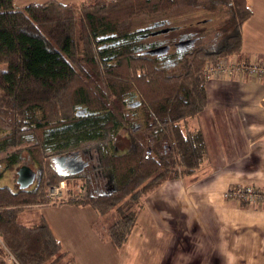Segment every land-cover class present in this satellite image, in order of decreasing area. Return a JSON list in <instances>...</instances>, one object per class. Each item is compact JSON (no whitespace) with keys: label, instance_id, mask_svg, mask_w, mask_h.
<instances>
[{"label":"trees","instance_id":"trees-1","mask_svg":"<svg viewBox=\"0 0 264 264\" xmlns=\"http://www.w3.org/2000/svg\"><path fill=\"white\" fill-rule=\"evenodd\" d=\"M197 1L193 6L211 5L212 11L224 7L227 20L219 19L225 25L217 26L220 32L215 39L201 43L209 38L205 36L178 68L168 72L156 59L137 55L127 43L113 49V57H106L100 36L116 33L117 38H126L130 22L140 13H166L182 0H98L80 10L58 0L24 8H16L14 0H0V64L7 65L0 68V132L4 133L0 159L8 151L22 154L24 148L16 142L32 135L35 140L29 150L42 169L34 192L0 188V264H7L2 260L5 255L13 257L11 264H77L45 219L29 226L21 222V215L27 206L45 203L48 186L64 179L50 166L47 144L91 142L103 136L106 127L120 135L125 126L120 122L125 119L121 105L131 89L143 99L146 134L135 140L137 154L114 160L119 189L108 196L90 200L73 196L60 203L90 205L106 215L115 211L117 218L108 235L115 247H121L136 224L142 197L208 162L205 135L190 123L207 105L208 68L240 54L242 26L252 11L246 0ZM79 105L91 115H78ZM91 130L100 135L88 136ZM115 142L127 143L121 138Z\"/></svg>","mask_w":264,"mask_h":264},{"label":"crops","instance_id":"crops-1","mask_svg":"<svg viewBox=\"0 0 264 264\" xmlns=\"http://www.w3.org/2000/svg\"><path fill=\"white\" fill-rule=\"evenodd\" d=\"M47 1L14 0V5L24 8ZM58 1L81 5L90 0ZM246 2L252 14L242 26V50L236 57L264 66V0ZM206 89L207 105L192 127L205 135L208 162L150 192L123 246L114 247L104 236L111 222L101 230L102 217L90 205L37 207L73 212L69 221L73 229H82L85 223L98 227L96 235L112 251L109 264H264V200L245 204L225 196L237 184L264 191V72L210 77ZM45 218L42 215L39 221L47 220L70 251L74 243L64 238L62 227ZM21 219L28 225L39 222L32 223L24 213Z\"/></svg>","mask_w":264,"mask_h":264},{"label":"flooded vegetation","instance_id":"flooded-vegetation-1","mask_svg":"<svg viewBox=\"0 0 264 264\" xmlns=\"http://www.w3.org/2000/svg\"><path fill=\"white\" fill-rule=\"evenodd\" d=\"M216 10L220 9L217 8ZM207 20L210 21L209 19H204V21ZM168 22H170L169 19L155 20L151 24H147L148 26L146 25L139 29L136 28L137 30L130 28L127 31L128 37L126 38H117L116 33H106L105 35L100 36V40L103 41L101 47L105 49L106 57H113L115 54H110L114 53L112 50L117 48L121 43H127L137 55L149 56L153 60L156 59V61L169 72L172 71V69L178 68L182 58H185L189 52H194L196 50L199 41L205 36L210 37L211 32L219 30L218 27L212 31H209L207 28H201V32L198 33L200 29L195 28L194 30L183 31L180 35H177V30H180L181 27L167 26ZM169 27L176 28L168 31L164 30ZM218 32L216 33L218 34ZM111 103L113 102L110 101L108 104ZM117 105H115V107ZM121 107H124L125 119L121 117L120 122L125 126H122L120 135L119 133L113 135V131L106 127L104 129V135L89 139L91 142H72L69 144H62V146H54L53 143L47 144V152L50 154L49 163L51 168L56 174L64 177L66 180H79V188L87 187V194L90 198L108 196L117 192L120 187V178L115 171L114 160L123 154L129 156L137 154L140 148L135 140L138 136L141 137L146 134L144 132L145 127H143L144 123H146L143 99L131 89V92H129V99L124 101V104L121 105ZM76 111L77 114L82 117H86L92 113L91 111H88V108L80 105L76 107ZM113 113L116 117L117 109L113 111ZM113 121L116 123V118ZM141 130H143V133ZM89 135H100V133L95 134V131L91 130L88 133V136ZM118 138L126 140L127 143L119 146L115 142ZM34 140V136L26 135L22 142H16L17 145L23 146L24 149H22V154L15 153L14 155L12 152L8 151L0 159V182L5 179L6 183L14 178L17 187L14 189L7 184L1 185L0 183V188H9L14 193L19 191L34 192L37 190L42 179V169L40 168L37 159L33 157L29 150V146L33 144ZM72 153L74 154L71 155ZM56 155H67L69 158L67 162L75 165L74 160H76L77 167H80L83 164H85V167L78 174L63 176L59 174L54 167L53 157ZM53 185L54 184L50 186ZM50 188L48 186L47 192H49ZM38 205H54V202L52 198H47L45 203L32 206L29 205L27 208L34 209ZM21 222L23 223L22 219ZM5 261L7 264H10L7 262V259Z\"/></svg>","mask_w":264,"mask_h":264},{"label":"rangeland","instance_id":"rangeland-1","mask_svg":"<svg viewBox=\"0 0 264 264\" xmlns=\"http://www.w3.org/2000/svg\"><path fill=\"white\" fill-rule=\"evenodd\" d=\"M92 1H98V0H90L85 3H82L81 5L79 4H76V5L72 4V5L75 9L80 10L83 4H88L89 2H92ZM108 2H111V0H108ZM197 3H198L197 0H191V1L182 0V2L177 7H175L173 10L166 12V13H158V14L140 13L138 17H135L132 19V21L129 24V28L139 29V28L146 26L147 24L148 25L151 24L155 20L169 19L170 22L167 23V26H180L181 29L177 30L178 31L177 35H180L181 32L183 31H190V30H194L195 28L200 29V31H198L199 33L201 32L203 28H207L209 31H212L217 26L221 28V25L222 26L225 25V24H220L221 20L219 19V17H223L224 19L228 17V15L224 12L225 10L224 7L222 9V7L219 6L218 9L220 10L212 11L213 8L211 5H210L211 8H208L206 6L203 7L200 5H198L197 7L193 6V5H196ZM215 14H219V15L215 16ZM204 19H210V21L207 22V21H204ZM216 32H218V30H215V32H211L210 37L206 38L205 40H202L203 42L201 43H204L205 41L207 42L210 39H215L217 36ZM6 67H7L6 64L4 63L0 64L1 69H6ZM212 77L224 78L227 76L212 75ZM190 125L192 126V121ZM3 134L4 133L0 132V135H3ZM146 153H148V150L146 151ZM0 183L2 185L7 184L8 186L14 189L17 188L14 178L13 180L7 181L6 183L4 179ZM50 185H49V188L53 187V194L51 196L52 200H55L57 203H60L63 201H69L71 200L73 196H77L81 200L82 199L90 200V196L87 194L88 193L87 187L80 189L79 188L80 181L77 179H72V180L64 179L63 181L55 183L53 186H50ZM47 194H48V198H51L49 195L50 191L47 192ZM146 197L147 195L144 198L142 197L140 199V205L144 203ZM47 208L48 209L46 210H43L41 206L36 207L34 209L27 208L26 211L24 212V215L28 220H31L32 223L39 221L42 215L44 216V218L45 216H48L49 218H51V220L54 223H57L59 226H61L64 238L68 240L70 239L74 243L72 246L69 247L70 251L68 252L72 256L73 255L75 256L73 257L79 264H109V260L111 256H113L112 251L110 248H106L104 246L102 238H99L96 235V230H98V227L85 223V227H83L82 229H78V230L73 229L71 225L69 224V221L74 218L73 212L62 210L61 212L56 213L57 209L52 210L50 207H47ZM95 212L97 213V216L102 217L99 223V227L101 230H104V225H107L108 222L113 223L117 218V214L115 213V211H112L108 213L107 215L101 214L97 210H95ZM23 221L27 222L25 220ZM104 236L107 237V239H110L107 230L104 233ZM8 257H11V256L5 255L2 260H4L5 262V260L8 259Z\"/></svg>","mask_w":264,"mask_h":264},{"label":"built area","instance_id":"built-area-1","mask_svg":"<svg viewBox=\"0 0 264 264\" xmlns=\"http://www.w3.org/2000/svg\"><path fill=\"white\" fill-rule=\"evenodd\" d=\"M264 72V66L257 64L255 62H250L245 59H240L236 56H228L219 64L211 66L208 68L207 73L209 77L215 76H228L231 78H236L244 76L246 72L248 73H260ZM50 197L53 194V187L50 188ZM227 198H232L238 201H257L264 200V191L254 187L250 184H237L231 185L225 192ZM52 198V197H51ZM55 202V200H53ZM13 257H8L7 262L10 263Z\"/></svg>","mask_w":264,"mask_h":264},{"label":"water","instance_id":"water-1","mask_svg":"<svg viewBox=\"0 0 264 264\" xmlns=\"http://www.w3.org/2000/svg\"><path fill=\"white\" fill-rule=\"evenodd\" d=\"M176 27H169L164 29L165 31H168L170 29H175ZM74 153H72L71 155H73ZM68 156L67 155H56L53 157V163H54V167L57 170V172L63 176H67V175H75L78 174L79 172H81L84 167L85 164H83L80 167H77L76 165V160L75 161V165L70 164L69 162H67L68 160ZM80 160V159H79ZM33 174L35 175V173L33 172ZM24 177V176H23Z\"/></svg>","mask_w":264,"mask_h":264}]
</instances>
